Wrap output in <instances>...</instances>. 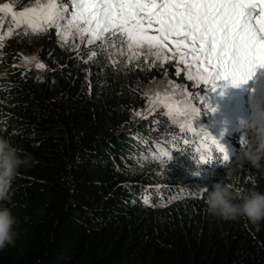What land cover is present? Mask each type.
Segmentation results:
<instances>
[{
    "label": "trees",
    "instance_id": "16d2710c",
    "mask_svg": "<svg viewBox=\"0 0 264 264\" xmlns=\"http://www.w3.org/2000/svg\"><path fill=\"white\" fill-rule=\"evenodd\" d=\"M25 4L8 2L15 12ZM49 32L0 42V137L31 157L0 202L19 221L0 264H264V221H224L197 194L217 182L235 195L264 192V168L238 155L197 165L191 150L218 126L216 108L200 103L210 105V85L187 99L199 111L173 118L147 86L149 72L162 77L159 61L129 62L114 49L89 58L95 47ZM161 149L172 159H154ZM161 186L170 195L156 206Z\"/></svg>",
    "mask_w": 264,
    "mask_h": 264
},
{
    "label": "snow or ice",
    "instance_id": "6c2138e0",
    "mask_svg": "<svg viewBox=\"0 0 264 264\" xmlns=\"http://www.w3.org/2000/svg\"><path fill=\"white\" fill-rule=\"evenodd\" d=\"M0 12L12 14L9 35L21 25H26L32 34L54 28L64 43L79 40L85 47L95 46V50L88 52L89 58L98 51L113 55L109 49L123 56L126 46L129 62L140 56L145 61L152 56L153 66L157 61L163 65L175 60L183 65L188 80L197 86L210 85L212 91L222 83L236 87L246 84L258 71H264V0L259 3L255 0H68V3L48 0L39 8H24L20 12L5 4ZM24 59L30 63L35 58ZM35 67L45 65L36 63ZM184 92L191 98L187 89ZM186 103L177 106L161 101L173 118L180 115L181 119L199 111L194 106H184ZM200 103L215 111L205 99ZM192 128L191 123L181 125L180 132L186 135ZM200 139L205 147L196 148L197 165L214 160L224 165L230 162L229 150L220 139L211 133L200 134ZM182 142L195 143L188 139ZM244 142L241 139V144ZM164 157L171 160L172 153L161 149L153 158L163 163ZM203 193L201 188L197 194Z\"/></svg>",
    "mask_w": 264,
    "mask_h": 264
},
{
    "label": "clouds",
    "instance_id": "9594fccd",
    "mask_svg": "<svg viewBox=\"0 0 264 264\" xmlns=\"http://www.w3.org/2000/svg\"><path fill=\"white\" fill-rule=\"evenodd\" d=\"M163 71L164 67L160 79L164 76ZM181 72L184 73L182 67ZM152 73L154 74V70ZM156 80L158 79H155V81ZM220 86L221 90L213 92L210 100L211 108H216L217 112H220V110L215 105L225 102L223 97L218 94L219 92H226L229 88V84L225 86V84L222 83ZM193 91L194 90H192L191 95ZM169 97H171V99H168ZM159 99L164 103H171L177 106L184 103L174 95H159ZM186 104L189 105L188 102ZM194 107L197 108L196 106ZM219 125L220 123L211 134H216L218 132ZM246 135H249L251 139L247 144L242 143L238 152L230 151V160H234L238 155L240 161L248 162L253 168H264V110L254 112L248 120H241L238 132L237 134H233L231 141H233V144H236L239 141L241 142V139H244ZM208 139L210 143L211 136H209ZM198 146L205 147L204 143ZM196 148L197 146L191 150L195 159L197 157ZM21 153L22 149L13 146L9 140L0 137V202L11 199V186L20 174L19 169L22 166L27 167L30 164L31 157L29 155H21ZM193 174L199 175V173ZM204 193H206L204 203L207 211L213 216L224 221H235L244 217L252 224H259L261 221H264V192L250 189L244 193L235 195L233 190L224 182H217L212 184L210 190L204 187ZM165 200L166 199L163 198L159 206H163ZM18 223L19 221L13 214L12 209L0 204V249L14 243L18 235L15 230V226H17Z\"/></svg>",
    "mask_w": 264,
    "mask_h": 264
},
{
    "label": "rangeland",
    "instance_id": "374dc122",
    "mask_svg": "<svg viewBox=\"0 0 264 264\" xmlns=\"http://www.w3.org/2000/svg\"><path fill=\"white\" fill-rule=\"evenodd\" d=\"M27 1L30 2V4H25V7H37L39 8L42 5H45L48 3V0H15L17 4L21 2L22 7H24V3ZM10 0H0V8H2L3 5L8 4ZM65 3L66 0H63ZM68 3V0H67ZM10 7V6H9ZM11 8V7H10ZM12 9V8H11ZM22 10H19L17 12H20ZM4 16L8 17V22H0V37H2V40H0L1 43H5L8 46H17L21 44V40H36L37 42H40L44 36L45 37H51L50 30L52 28H49L50 30L38 32L36 34H32L31 31L27 28L26 25H21L19 28H13L12 33L10 35L11 40H6L5 37L8 36V29L12 27L13 21H12V14L11 12H5L3 13ZM28 33L25 35L24 33ZM61 38L60 36H58ZM93 48L95 46H92ZM167 53V49L165 50ZM20 53L19 51L17 54ZM130 53L127 52V49H125V57L128 58ZM24 58H28L27 56H23L21 59L24 60ZM112 59V58H111ZM147 59L153 60L152 56H148ZM134 61H145V58L143 56H140L139 59H133ZM21 60L19 61V63ZM18 63V64H19ZM25 63V62H22ZM162 66H164L163 71V78L160 80L154 79L153 73H148V82L150 83L148 86V89L155 94V96L159 95H174L177 99L183 102H187V99L189 95L185 94L184 90L187 89V92L191 94L192 90L199 91V93L204 92L206 85L200 84L197 86L193 81H190L186 78V74L182 73L181 71L178 73L177 69H181L183 65H179L176 63V61L168 60L165 62ZM263 72V71H259ZM175 89V90H174ZM199 107V106H198ZM241 148L240 141L232 147H230L228 150L233 152H238Z\"/></svg>",
    "mask_w": 264,
    "mask_h": 264
}]
</instances>
